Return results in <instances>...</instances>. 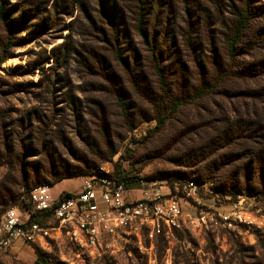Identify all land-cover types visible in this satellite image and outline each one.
Returning <instances> with one entry per match:
<instances>
[{"label": "rangeland", "instance_id": "rangeland-1", "mask_svg": "<svg viewBox=\"0 0 264 264\" xmlns=\"http://www.w3.org/2000/svg\"><path fill=\"white\" fill-rule=\"evenodd\" d=\"M4 1L0 220L13 207L22 218L34 210L30 192L21 188L24 185L31 187L57 172L84 169L194 181L199 200L182 201L181 227H166L144 249L136 238L127 236L100 252L80 249L61 238L44 246L19 244L12 251H0V264H264V229L230 231L218 218L232 204L243 201V208L264 223L263 99L242 98L249 91L232 84L226 96L182 108L151 136L149 131L156 127V121L148 120L151 108L134 93L122 66L114 60L113 37L109 39L108 27L99 19L102 9L113 5L125 9L126 0ZM256 1L264 9V0ZM180 15L177 9V23L166 37L170 41L181 39ZM209 36L202 30L201 42L205 44ZM121 45L125 59L132 62L139 50L141 65H145L146 54L132 29ZM190 57L185 55L186 74L169 73L174 94L200 74ZM254 88L264 93V80ZM119 98L126 101L128 117ZM83 181L84 176L65 179L50 186V193L55 198L64 192L78 193ZM13 193L22 196L3 204ZM130 196L141 199L143 194L135 190Z\"/></svg>", "mask_w": 264, "mask_h": 264}, {"label": "trees", "instance_id": "trees-1", "mask_svg": "<svg viewBox=\"0 0 264 264\" xmlns=\"http://www.w3.org/2000/svg\"><path fill=\"white\" fill-rule=\"evenodd\" d=\"M126 2L128 5L125 9L118 5H113L109 10L102 9L99 19L107 25L109 39L113 37L110 50L114 60L122 66L134 93L151 108L148 120L156 121L155 129L149 131L151 136L162 130L182 108L216 95L226 96V89L232 84L243 85L249 91L247 95H242V98L253 101L262 98L263 101L260 102H264V93L260 94V90L254 88L258 86L259 81L264 80V9L257 5L256 0ZM165 4L167 5L164 6ZM177 9L181 13L184 27L181 28L178 24V28L182 30L180 41L175 39L176 37L174 41H170L166 37L170 34V26L177 23ZM0 19L7 24L4 0H0ZM129 28L137 35L144 49L145 65H141L139 50H136L132 62L122 55L121 42ZM205 29L210 36L204 44L200 34ZM8 48L4 50L5 54ZM185 55L192 57L189 59L194 60L200 74L194 81L182 84L179 93L174 94V81L169 73L176 70L186 74L188 67ZM3 60L0 59V64ZM118 103L124 115L128 117L126 101L119 98ZM114 173L127 189L141 186L143 180H153L125 174L117 169H114ZM91 174H94V171L89 169L78 173L57 172L49 178L35 181L31 187L24 185L21 188H24V193H29L40 185L52 187L65 179ZM164 179L168 180L172 187L175 183L186 182L181 179ZM21 196L13 193L3 204L18 201ZM43 219H46L43 215H32L33 221L43 223Z\"/></svg>", "mask_w": 264, "mask_h": 264}, {"label": "built area", "instance_id": "built-area-1", "mask_svg": "<svg viewBox=\"0 0 264 264\" xmlns=\"http://www.w3.org/2000/svg\"><path fill=\"white\" fill-rule=\"evenodd\" d=\"M167 182L143 180L141 186L127 189L114 170L100 168L84 176L78 193L64 192L55 198L49 186H37L29 193L34 210L27 211L26 218L15 207L2 215L0 251H12L19 244L44 246L61 238L80 249L97 252L105 251L113 241L125 236L136 238L140 249L146 248L147 242L152 246L166 227H181L182 201L199 200L194 181L178 182L174 187L166 185ZM135 190L142 191L141 199L130 196ZM33 214L50 221H33ZM218 218L230 231L241 227L264 229L263 221L243 208V201L232 204Z\"/></svg>", "mask_w": 264, "mask_h": 264}]
</instances>
